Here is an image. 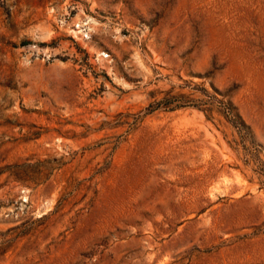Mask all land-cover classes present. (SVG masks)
Here are the masks:
<instances>
[{
  "label": "rangeland",
  "instance_id": "374dc122",
  "mask_svg": "<svg viewBox=\"0 0 264 264\" xmlns=\"http://www.w3.org/2000/svg\"><path fill=\"white\" fill-rule=\"evenodd\" d=\"M0 264H264V0H0Z\"/></svg>",
  "mask_w": 264,
  "mask_h": 264
}]
</instances>
